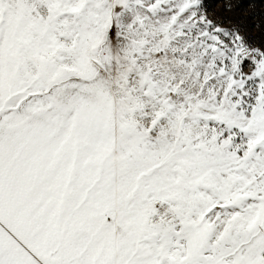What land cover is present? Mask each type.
<instances>
[{
    "label": "snow or ice",
    "instance_id": "obj_1",
    "mask_svg": "<svg viewBox=\"0 0 264 264\" xmlns=\"http://www.w3.org/2000/svg\"><path fill=\"white\" fill-rule=\"evenodd\" d=\"M0 264H264V31L0 0Z\"/></svg>",
    "mask_w": 264,
    "mask_h": 264
},
{
    "label": "rangeland",
    "instance_id": "obj_2",
    "mask_svg": "<svg viewBox=\"0 0 264 264\" xmlns=\"http://www.w3.org/2000/svg\"><path fill=\"white\" fill-rule=\"evenodd\" d=\"M239 1L243 4L239 5ZM256 1L263 3L262 7L258 10L254 6ZM231 2L233 4L232 11L225 12L224 0H208L213 18L224 17L233 23L239 22L251 36L258 38L262 31H264V28L256 27V25L264 26V2L262 0H231Z\"/></svg>",
    "mask_w": 264,
    "mask_h": 264
},
{
    "label": "trees",
    "instance_id": "obj_3",
    "mask_svg": "<svg viewBox=\"0 0 264 264\" xmlns=\"http://www.w3.org/2000/svg\"><path fill=\"white\" fill-rule=\"evenodd\" d=\"M261 1V0H260ZM240 2V4L239 5H241V1H239ZM262 2H264V0H262ZM243 4V3H242ZM250 4V3H249ZM252 4V3H251ZM262 4L263 3H259V1H256L255 3H254V6L256 7V10H258V9H260L261 7H262ZM239 5H238V7H239Z\"/></svg>",
    "mask_w": 264,
    "mask_h": 264
}]
</instances>
